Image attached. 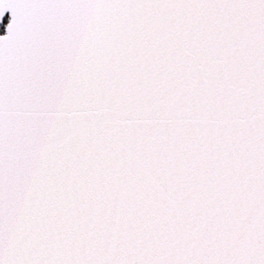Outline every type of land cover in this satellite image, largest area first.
<instances>
[{
    "label": "snow or ice",
    "instance_id": "snow-or-ice-1",
    "mask_svg": "<svg viewBox=\"0 0 264 264\" xmlns=\"http://www.w3.org/2000/svg\"><path fill=\"white\" fill-rule=\"evenodd\" d=\"M0 25V264H264V0Z\"/></svg>",
    "mask_w": 264,
    "mask_h": 264
},
{
    "label": "water",
    "instance_id": "water-1",
    "mask_svg": "<svg viewBox=\"0 0 264 264\" xmlns=\"http://www.w3.org/2000/svg\"><path fill=\"white\" fill-rule=\"evenodd\" d=\"M8 19V14L6 13L5 14V20H7ZM3 28V26L2 25H0V28ZM4 34V28H3V31L2 32H0V35H3Z\"/></svg>",
    "mask_w": 264,
    "mask_h": 264
},
{
    "label": "rangeland",
    "instance_id": "rangeland-1",
    "mask_svg": "<svg viewBox=\"0 0 264 264\" xmlns=\"http://www.w3.org/2000/svg\"><path fill=\"white\" fill-rule=\"evenodd\" d=\"M2 31H3V28L1 27V28H0V32H2Z\"/></svg>",
    "mask_w": 264,
    "mask_h": 264
}]
</instances>
